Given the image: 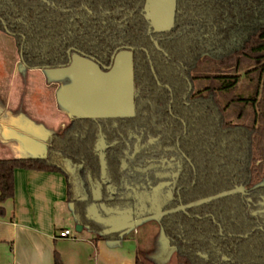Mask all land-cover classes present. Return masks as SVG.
I'll use <instances>...</instances> for the list:
<instances>
[{"label":"trees","instance_id":"1","mask_svg":"<svg viewBox=\"0 0 264 264\" xmlns=\"http://www.w3.org/2000/svg\"><path fill=\"white\" fill-rule=\"evenodd\" d=\"M145 2L0 0V30L14 38L28 68L56 67L66 61L68 48L105 63L116 47L143 46L151 52L156 40L167 56L150 57L159 79L171 85L176 105L186 90L177 73L193 87L182 140L194 168L195 183L181 192L190 216L178 210L162 220L163 254H174L176 264H264V231L250 223L254 217L246 206L264 195V0H175L171 27L150 34ZM137 58L143 60V81L154 84L145 55ZM202 65L207 71L195 73ZM90 119L73 117L60 132L47 135L43 156L0 159V215L3 202L13 196L16 168L59 172L74 203L75 222L99 233L97 238L119 236V229L89 219L85 202L75 198L79 182L90 198L86 183L101 169ZM110 162L117 174L119 153L113 152ZM239 183L250 201L234 188ZM53 264H63L55 250ZM136 264L147 263L138 257Z\"/></svg>","mask_w":264,"mask_h":264},{"label":"flooded vegetation","instance_id":"2","mask_svg":"<svg viewBox=\"0 0 264 264\" xmlns=\"http://www.w3.org/2000/svg\"><path fill=\"white\" fill-rule=\"evenodd\" d=\"M153 32V27L148 24L147 33ZM154 52L167 56L156 40L152 41L151 52L143 46L116 47L105 63L68 48L65 51L66 61L51 67H66L72 61L69 62L72 54H78L88 60L94 69L92 76L97 79L94 86L101 88L105 95H112L110 100L116 101L125 96L112 88L117 80L124 79L130 61L132 111L122 116L87 117L91 118L90 128L95 131L94 150L101 163L99 177L86 183L91 194L85 202L88 205L87 216L91 218L96 211L97 220L91 219L108 227L124 225L129 228L130 225L142 224L148 218L155 219L161 227L162 220L178 210L190 216L188 205L182 203L181 192L195 183L192 178L194 168L182 147V140L187 133L184 114L192 110L186 98L193 87L183 73H177L186 83V90L180 100L177 99L180 105H176L171 85L160 80L156 74L155 64L150 57ZM141 53L145 55L154 84L143 81V75L139 73V64L143 60L137 57ZM107 75L109 79H105ZM89 108L93 112L103 110L95 106ZM116 111L128 112L116 108L110 110L111 113ZM113 152L119 153L117 174L110 162ZM234 188L242 197L251 200L246 186L239 183L234 184ZM84 189L79 182L75 193L85 195ZM263 201L264 195L260 194L255 205L250 203V206H246L254 217V220L249 218L250 223L252 221L254 228L264 231ZM193 215L198 216L196 213ZM210 215L205 213L203 216ZM256 218L260 219V224H257ZM222 258L226 259L225 256Z\"/></svg>","mask_w":264,"mask_h":264},{"label":"crops","instance_id":"3","mask_svg":"<svg viewBox=\"0 0 264 264\" xmlns=\"http://www.w3.org/2000/svg\"><path fill=\"white\" fill-rule=\"evenodd\" d=\"M51 70L59 68L26 67L14 38L0 30V159L43 156L47 135L71 121L70 111L58 101L68 81L51 78ZM13 183V196L3 202L0 215V264H53L54 250L63 264H136V232L124 225L114 226L120 231L117 238H97L99 233L84 231L86 226L73 232L75 207L61 173L16 168ZM75 198L86 202L88 197L75 193ZM84 209L87 213L86 203ZM63 229L76 237H58Z\"/></svg>","mask_w":264,"mask_h":264},{"label":"rangeland","instance_id":"4","mask_svg":"<svg viewBox=\"0 0 264 264\" xmlns=\"http://www.w3.org/2000/svg\"><path fill=\"white\" fill-rule=\"evenodd\" d=\"M163 4H165V7L168 11V8L172 7V0H163ZM150 21L152 22V25L156 29H164L168 26V15L166 16L165 13L162 12L161 9H159V6H155L150 10ZM20 54V52H19ZM72 58V59H71ZM69 62L71 63L63 68H59V70H51L48 72V75L52 78L55 76L60 77V79H64L68 81V84L71 85L74 81L77 79H80V83L76 84L75 92L79 96H87L89 95V92H92L91 88H93V85L97 82V79L95 80V77H93V71L94 69L90 67V62L86 60L83 57H80L78 54L74 53L72 54ZM207 67L205 65H202L201 67L197 68L195 70V73H202L207 71ZM95 74V73H94ZM109 75V74H108ZM106 76L105 79H109V76ZM102 79V78H101ZM101 82V81H100ZM201 85V84H200ZM198 85V86H200ZM239 88V90H241ZM114 92V91H113ZM128 93L127 85L125 84H119L118 87V94L126 96ZM111 99V98H110ZM114 99V97H113ZM109 100V99H107ZM114 101V100H113ZM231 121L236 122V119L234 116L231 117ZM68 170L71 172L73 171L74 167L71 165H68ZM72 229L73 225L71 223ZM114 226H110L109 229H114ZM84 231H87V227L84 228ZM134 235L137 237L139 245V253L140 257L143 258V260L147 264H176L174 254H171L169 257L165 258V255L163 254V247L165 246V238L163 236L161 227L157 223V221L153 218H148L145 220L142 224H136L133 226H129L128 232L131 234L133 232ZM74 233H78L73 229Z\"/></svg>","mask_w":264,"mask_h":264},{"label":"water","instance_id":"5","mask_svg":"<svg viewBox=\"0 0 264 264\" xmlns=\"http://www.w3.org/2000/svg\"><path fill=\"white\" fill-rule=\"evenodd\" d=\"M163 0H146L144 8H143V16L145 20L148 22L149 26L153 27L154 31L158 30H166L171 27L173 23L174 16V8H175V0H172V7L168 8V11L163 4ZM155 6H159V9L162 10L165 15H168V27L164 29H156L152 25L150 21V10ZM69 52V51H68ZM21 58V51H20ZM130 63V61H128ZM128 63L126 73L124 75L123 80H117L114 84L113 90L118 91L119 84L127 85L128 93L123 99L119 100H110L112 95H105V92H102V89L98 86H94L91 88L92 92H89V95L78 96L75 92L76 84L80 83V79L74 81L71 85L63 86L58 93V101L59 103L65 107L68 111H70L72 117H106V116H122L128 114L132 111L133 108V97H132V74L130 69V64ZM44 68V67H41ZM112 89L110 91H112ZM108 93V92H107ZM109 99V100H107ZM95 106L96 108L103 109L102 111L93 112L89 107ZM116 108L118 110L128 111L127 113L116 111L115 113H111L110 110ZM264 204V201H263ZM82 229V225L77 224L75 226V231L79 232Z\"/></svg>","mask_w":264,"mask_h":264},{"label":"built area","instance_id":"6","mask_svg":"<svg viewBox=\"0 0 264 264\" xmlns=\"http://www.w3.org/2000/svg\"><path fill=\"white\" fill-rule=\"evenodd\" d=\"M58 237H70V238H75V234L71 232L70 229H63L59 231Z\"/></svg>","mask_w":264,"mask_h":264}]
</instances>
